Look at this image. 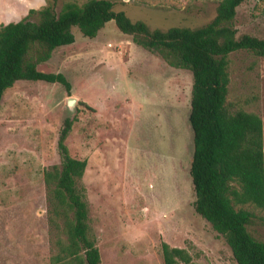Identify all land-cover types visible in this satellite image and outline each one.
Wrapping results in <instances>:
<instances>
[{"label":"rangeland","instance_id":"obj_1","mask_svg":"<svg viewBox=\"0 0 264 264\" xmlns=\"http://www.w3.org/2000/svg\"><path fill=\"white\" fill-rule=\"evenodd\" d=\"M220 0H112L114 12L149 29L206 24ZM43 0H0V24L16 22ZM236 35L264 38V0L235 9ZM74 42L37 66L62 74L57 83L16 81L0 99V264H52L55 241L43 172L59 160V128L71 158L86 165L80 183L99 264H163L161 244L183 249L192 264H235L221 236L192 208L187 121L191 74L167 66L109 21L92 39L71 28ZM226 103L258 116L264 166V58L227 56ZM74 98L73 107L66 99ZM247 231L264 240V207Z\"/></svg>","mask_w":264,"mask_h":264},{"label":"trees","instance_id":"obj_2","mask_svg":"<svg viewBox=\"0 0 264 264\" xmlns=\"http://www.w3.org/2000/svg\"><path fill=\"white\" fill-rule=\"evenodd\" d=\"M245 0H220L213 17L195 28L149 29L112 10V0H43L16 22L0 24V99L16 81L70 86L62 74L43 73L37 66L52 51L74 42L71 28L92 39L105 23L136 46L156 53L169 67L191 74L187 121L192 132L188 173L192 208L222 237L235 264H264V240L247 227L253 213L264 207L262 125L255 114L231 110L226 103L227 56L244 51L264 58V38L236 35L235 9ZM73 118L59 128L55 150L58 165L43 172L49 223L60 230L52 264H99V254L88 225L87 203L80 183L84 160L71 158L65 140ZM264 227V220H262ZM163 264H192L183 249L161 244Z\"/></svg>","mask_w":264,"mask_h":264},{"label":"water","instance_id":"obj_3","mask_svg":"<svg viewBox=\"0 0 264 264\" xmlns=\"http://www.w3.org/2000/svg\"><path fill=\"white\" fill-rule=\"evenodd\" d=\"M75 99L74 98H67L66 99V107L67 109H71L74 105Z\"/></svg>","mask_w":264,"mask_h":264}]
</instances>
